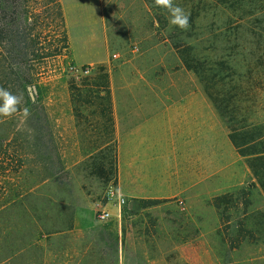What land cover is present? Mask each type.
<instances>
[{"label": "rangeland", "instance_id": "374dc122", "mask_svg": "<svg viewBox=\"0 0 264 264\" xmlns=\"http://www.w3.org/2000/svg\"><path fill=\"white\" fill-rule=\"evenodd\" d=\"M46 1L28 3V41L37 43L27 58L40 86L34 96L42 101L57 152L71 166L72 176L62 182L41 181L40 171L46 172L42 159L52 154L37 144L29 116L20 110L2 119L0 148L7 150L5 168H0L3 264H39V248L33 244L40 231L50 234L43 264H117L111 245L116 229L123 242L120 264H255L259 257L264 259V237H249L245 229L260 225L247 217L264 216V194L258 186L246 190L252 177L232 143L227 118L174 47L171 26L165 27L164 18H159L163 9L151 7L148 0H64L69 23L68 47L63 49L60 21L51 5L46 9ZM214 14L209 12L205 24L216 18ZM246 29L235 35L240 47L233 55L239 72L242 64L246 73L234 78L238 126L245 120H264V67L258 73L255 38ZM241 40L246 41L242 54ZM7 46L1 45L3 58ZM58 49L61 54L55 55ZM101 69L110 75L120 121L127 104L141 110L144 103L164 114L166 135L154 137L147 156H141L140 137L128 136L120 121L116 141L104 142L109 137L110 97L99 91L105 81ZM79 74L94 78L75 103L70 83ZM94 129L101 131L95 142L85 133ZM20 158H25L23 167ZM109 186L127 199L121 211L109 201ZM225 194L234 201L221 215L215 202ZM103 209L111 212L106 220L100 219ZM74 213L77 233H97V227L105 233V252L90 238L55 234L70 227ZM25 245L27 249L19 251Z\"/></svg>", "mask_w": 264, "mask_h": 264}, {"label": "trees", "instance_id": "16d2710c", "mask_svg": "<svg viewBox=\"0 0 264 264\" xmlns=\"http://www.w3.org/2000/svg\"><path fill=\"white\" fill-rule=\"evenodd\" d=\"M30 0H0V49L3 42L8 44L7 56L3 58L0 52V86L12 92L14 95H22L23 100L20 109L28 107L31 115L29 119L33 123V131H35V140L41 147L50 145L51 141L47 139L49 133V125L47 123V114L41 111V99L40 97L34 98L31 96L29 87H33V93L40 86L34 82L32 77L31 67H33L32 60L27 56L30 52L36 49V41H28V35L26 29L27 19L30 11L28 10V3ZM151 7L156 9L154 0H148ZM175 4L180 5L186 13L190 14V27L187 31L179 29L175 25L169 23L170 14L164 8L162 14H159V18H164L165 27H170L169 37L173 40L174 47L177 49L185 65L194 70L195 73L202 80L205 89L218 110L227 118V122L231 129V139L237 147H241V153L243 155L252 154L255 155L252 159H249L250 167L261 187L264 190V134L257 136L254 139L246 140L247 130L246 124L238 126L236 122L235 111L237 108V101L239 100L238 86L234 83L235 76L241 75V79L246 76L243 73L241 64V73L239 72V62L233 58L234 52L240 47L237 41L238 37L235 35L242 28H246V33L250 32L255 38L256 49L254 55L258 58V73L260 68L264 67V0H174ZM46 9L51 5L54 10L56 18L60 21L63 41L62 48L68 47V35L66 31L65 17L60 0H47ZM160 8V7H158ZM214 12L215 19L209 24H205L206 19L209 16V12ZM220 19L221 23H219ZM205 20V21H204ZM31 35V34H30ZM241 35V39H242ZM239 39V38H238ZM206 41H209L208 45H204L201 50L199 47ZM248 41V40H247ZM253 42V41H251ZM245 43V45H244ZM241 54L244 53L246 48V41L241 40ZM62 49H58L55 55L61 54ZM242 63V59H241ZM252 68V67H251ZM250 68V69H251ZM264 69V68H263ZM102 77L105 80L104 86L109 90L108 77L109 74L101 69ZM94 74V73H93ZM96 74V72H95ZM248 74V72H247ZM91 75H74L70 83V91L73 100H79L82 95V90L88 87ZM94 78V77H93ZM242 83V82H241ZM246 86H241L243 90H246ZM40 90V88H39ZM5 117H0V122ZM33 120V121H32ZM261 125H259L260 127ZM262 127V126H261ZM48 131V133H47ZM240 139L243 142L240 143ZM257 139H260L256 141ZM241 140V141H242ZM249 141V142H248ZM255 142V148L253 152H249L250 148L247 144ZM2 147V146H1ZM24 148H22V151ZM252 150V149H251ZM0 148V168L2 163H5V156L7 150L2 152ZM25 151V150H24ZM43 167L46 172L40 171V180H45L49 177H58L60 180L64 174L63 169L58 166L55 171V162L52 159H42ZM25 164V158H20V166ZM5 168V167H4ZM46 173V174H45ZM242 199H246L245 196ZM221 200L225 203L222 207ZM215 202V206L218 208L221 215L226 214L231 208L233 197L225 194L218 198ZM248 200V199H247ZM159 200H148L149 203H157ZM145 202V201H144ZM230 203V204H229ZM248 204V203H245ZM102 232V231H101ZM104 234L102 233L103 240ZM45 239L44 232L40 231L37 234V241L33 244L36 248H39L40 262L44 261V246L43 240ZM116 240V241H115ZM113 241V240H112ZM117 243L118 234L114 238ZM29 245H25L21 248L27 249ZM107 249H103L105 252ZM16 253V252H15ZM18 253V252H17ZM14 255V254H13ZM10 255L9 258H12ZM5 262L0 258V264Z\"/></svg>", "mask_w": 264, "mask_h": 264}, {"label": "crops", "instance_id": "0c3cea01", "mask_svg": "<svg viewBox=\"0 0 264 264\" xmlns=\"http://www.w3.org/2000/svg\"><path fill=\"white\" fill-rule=\"evenodd\" d=\"M61 2V5H62V8H63V12H64V17H65V24H66V27L68 26V23H69V16H68V13H67V10H66V7H65V4H64V0H60ZM68 29V28H67ZM108 73V72H107ZM109 74V73H108ZM108 83H109V90L106 89V87L104 85H102V89H100V93H106V94H109V97H110V102L108 104V111H109V117H108V130H109V137L107 139L104 140V142L106 144L108 143H112V142H115L116 141V138H117V135H118V126L119 124L121 125V123H123L122 126H124L127 131V135L128 136H135V137H140V141L141 143H143V147L141 151H143L142 153V157H145L147 156V149L150 148L149 144L154 142V137H156L157 135L158 136H162L164 137L166 135V124L165 122L162 121V116L164 114H162V116L159 115L158 113V110H154L153 108H150L147 104H142L143 107L141 108V110H136L135 109H130V108H134L136 107V105H132L130 106V104L128 105L127 104V107L124 111H125V114H124V122L120 121L119 118H118V104L117 103H113V98H112V88H111V85H110V75L108 77ZM104 84H105V81H104ZM88 90V88H86ZM86 89L84 88V92H86ZM72 100H73V97H72ZM74 101V100H73ZM76 103V101H74ZM130 106V107H129ZM75 107H77V104L75 105ZM102 110H105L102 109ZM101 110V111H102ZM129 110L131 112H129ZM47 118H48V115H47ZM121 123H120V122ZM48 125H49V133L47 135V139L49 140V142L51 141L50 145H46L44 148L47 149V152H49L50 154V157H43V159H52L53 162H55V166H54V169L55 171L57 170L58 166H61L60 168L63 169L62 171V174H64L63 177H59V178H62L60 180H57L58 177L54 176V177H49V178H53L55 180V182H62V180H71V176H72V173L71 171L69 170V167L71 166H67L66 165V162L64 161L65 158L64 156H62L59 152H57L59 149L57 148V144L55 143L54 139H53V132L50 128V122H49V119L47 121ZM100 123V120H97V124ZM241 124H246V130H247V138L246 140H251V139H254L256 138L257 136L261 135V134H264V120H261V121H242ZM106 125V124H104ZM259 125H261L259 127ZM113 130V132H112ZM48 133V131H47ZM86 135L91 137L90 139H88L89 141H97L98 140V137L101 136V131H97L96 129L94 130H87L85 131ZM157 133V134H156ZM242 139H240V143L243 142V140L241 141ZM260 139H257L256 141H258ZM248 141V142H249ZM136 142V141H135ZM147 143V144H146ZM233 143V142H232ZM258 143V142H257ZM255 142H252V143H249L247 144L248 147L250 148V151H248L247 153L249 152H253L254 148H255V145L257 144ZM144 144H146V146H144ZM233 145L235 146L237 152L239 153L241 159H244L245 163H246V167H247V172L251 175L252 177V181H253V184H250L246 190H251L253 187H256L258 186V188L262 191V193L264 194V190L263 188L261 187L259 181L257 180V178L255 177L254 173H253V170L252 168L250 167V163H249V159H252L255 155H252V154H246V155H243L241 153V147H237L234 143ZM137 146H140V145H136L135 146V150L137 151ZM142 146V144H141ZM57 153H55V150ZM252 149V150H251ZM55 154V155H54ZM46 174V173H45ZM67 178V179H66ZM48 178H46L45 180H47ZM45 180H41V181H45ZM248 192V191H247ZM155 196L159 197V195L157 194H154ZM71 225L68 229L66 230H59L57 231L55 234H59V235H72L76 238H80V239H86V238H90L94 244L96 246H98V249L99 251L102 253L103 251V244H102V241H103V237H102V233L99 231V227L98 228V232L95 233V232H83L82 234V231L81 232H76V229H77V224H78V217L76 216V214L74 213L73 216H71ZM246 219V218H245ZM247 219H250L251 220V223H255L256 220L259 221L260 225L259 226H246L245 229L246 231L249 232L250 235H248L249 237H254L255 239L256 238H263L264 236L262 235L260 237V235H257L259 232H262L264 234V216H260V217H254V216H248ZM249 222V220H244V222ZM257 227V228H255ZM90 234V235H89ZM116 234H118V241L117 243L114 241V238L116 237ZM252 234V235H251ZM53 235V234H52ZM50 236V234H45V244L43 243V246L45 245L46 247V241L48 240L47 238ZM47 239V240H46ZM112 240H113V244H111L113 246V251H114V254L116 256V259L114 260L117 264H120V250H121V245H122V236H121V232L119 230H115L112 232ZM62 245V244H61ZM90 245V243H89ZM63 246V245H62ZM44 247V248H45ZM64 247V246H63ZM88 247V246H87ZM69 248H71V246H69ZM60 249V248H59ZM62 249V248H61ZM63 251V250H62ZM260 259H263L262 257H259L258 260L256 259L255 261V264H263L264 263V259L261 261Z\"/></svg>", "mask_w": 264, "mask_h": 264}, {"label": "clouds", "instance_id": "9594fccd", "mask_svg": "<svg viewBox=\"0 0 264 264\" xmlns=\"http://www.w3.org/2000/svg\"><path fill=\"white\" fill-rule=\"evenodd\" d=\"M157 7L164 8L170 14L169 23L177 26L183 31H187L190 27V14L186 13L185 10L178 4L174 3V0H154ZM22 95H14L9 90L0 86V117L11 118L15 113L20 111V105L22 103ZM23 116L27 118L31 115L30 110L25 107L22 109ZM119 192V189L116 190ZM112 189L109 186L107 192L108 196H112Z\"/></svg>", "mask_w": 264, "mask_h": 264}, {"label": "built area", "instance_id": "2783aa9c", "mask_svg": "<svg viewBox=\"0 0 264 264\" xmlns=\"http://www.w3.org/2000/svg\"><path fill=\"white\" fill-rule=\"evenodd\" d=\"M87 72H88V70L85 71V73H87ZM111 189H112V193L113 194H112L111 197L108 196L109 201L110 202H115L118 205V207H119V211H121L122 207L127 203V199L124 196H122L120 194H117L116 190H115V188L113 186H111ZM110 216H111V212L109 210H107V209H103L100 212V219L101 220H106Z\"/></svg>", "mask_w": 264, "mask_h": 264}, {"label": "water", "instance_id": "95a60500", "mask_svg": "<svg viewBox=\"0 0 264 264\" xmlns=\"http://www.w3.org/2000/svg\"><path fill=\"white\" fill-rule=\"evenodd\" d=\"M29 91H30V93H31V96L34 98V93H33V87H29Z\"/></svg>", "mask_w": 264, "mask_h": 264}]
</instances>
